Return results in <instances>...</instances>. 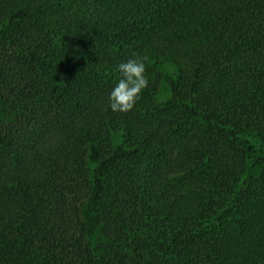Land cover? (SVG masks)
Wrapping results in <instances>:
<instances>
[{
  "label": "trees",
  "instance_id": "16d2710c",
  "mask_svg": "<svg viewBox=\"0 0 264 264\" xmlns=\"http://www.w3.org/2000/svg\"><path fill=\"white\" fill-rule=\"evenodd\" d=\"M0 264H264V0H0Z\"/></svg>",
  "mask_w": 264,
  "mask_h": 264
},
{
  "label": "clouds",
  "instance_id": "9594fccd",
  "mask_svg": "<svg viewBox=\"0 0 264 264\" xmlns=\"http://www.w3.org/2000/svg\"><path fill=\"white\" fill-rule=\"evenodd\" d=\"M147 57L133 54L131 58L121 61L116 66L119 78L108 94V103L112 111L127 112L131 110L142 91L148 87L146 73Z\"/></svg>",
  "mask_w": 264,
  "mask_h": 264
},
{
  "label": "rangeland",
  "instance_id": "374dc122",
  "mask_svg": "<svg viewBox=\"0 0 264 264\" xmlns=\"http://www.w3.org/2000/svg\"><path fill=\"white\" fill-rule=\"evenodd\" d=\"M165 66L166 68L170 67V70H173V68L169 66L168 64H166ZM169 95H170V92H169L168 85L162 80L158 85L157 92H156V98L157 100H163L167 98Z\"/></svg>",
  "mask_w": 264,
  "mask_h": 264
}]
</instances>
